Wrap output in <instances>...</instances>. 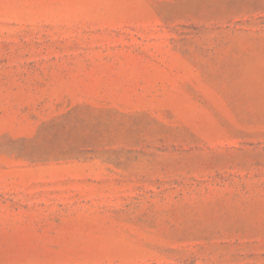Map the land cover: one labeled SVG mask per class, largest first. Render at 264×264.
<instances>
[{
  "label": "rangeland",
  "instance_id": "1",
  "mask_svg": "<svg viewBox=\"0 0 264 264\" xmlns=\"http://www.w3.org/2000/svg\"><path fill=\"white\" fill-rule=\"evenodd\" d=\"M0 264H264V0H0Z\"/></svg>",
  "mask_w": 264,
  "mask_h": 264
}]
</instances>
